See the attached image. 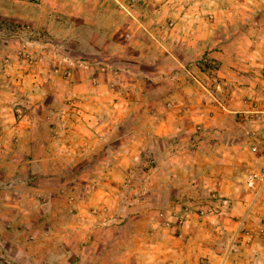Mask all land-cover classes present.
I'll return each mask as SVG.
<instances>
[{
  "label": "rangeland",
  "instance_id": "374dc122",
  "mask_svg": "<svg viewBox=\"0 0 264 264\" xmlns=\"http://www.w3.org/2000/svg\"><path fill=\"white\" fill-rule=\"evenodd\" d=\"M43 3L0 0V138L13 146L0 177L17 169L37 233L71 238L80 213L95 226L78 249L93 240L108 264H264V189L237 211V122L256 156L239 158L240 184L264 154V7ZM85 24L102 49L85 54ZM239 214L251 223L237 228ZM76 253L67 264H89Z\"/></svg>",
  "mask_w": 264,
  "mask_h": 264
},
{
  "label": "clouds",
  "instance_id": "9594fccd",
  "mask_svg": "<svg viewBox=\"0 0 264 264\" xmlns=\"http://www.w3.org/2000/svg\"><path fill=\"white\" fill-rule=\"evenodd\" d=\"M56 2L57 0H44V3L40 6V14H44L43 9L46 6L55 7ZM88 3H93V0H88ZM225 7L229 10L227 13L229 16H237V14L240 17L244 15L251 16L256 7H264V0H225ZM81 27L83 32L80 35V40L84 45L85 54L94 51L96 46L101 49L104 47L103 40L97 38L94 30H90L87 24ZM250 35L256 36L257 32L254 30ZM259 38L261 43L264 44V19L261 20L259 25ZM0 144H3V147H0V159H4L8 152L13 150V146L3 138H0ZM90 192L91 189L88 190L86 195ZM7 208L8 206L0 207V215H3ZM5 241H11L14 247L6 250L4 248ZM97 241H100L99 236ZM77 243L78 238L71 236L64 246L41 245L30 242L24 232H17L14 228L12 231L0 228V257H5L7 253V264H67V257L72 252L79 251ZM88 251L90 255L86 256L85 259L88 260L89 264H108L105 250L97 253L95 246H91ZM0 264H5V260L0 259Z\"/></svg>",
  "mask_w": 264,
  "mask_h": 264
},
{
  "label": "crops",
  "instance_id": "0c3cea01",
  "mask_svg": "<svg viewBox=\"0 0 264 264\" xmlns=\"http://www.w3.org/2000/svg\"><path fill=\"white\" fill-rule=\"evenodd\" d=\"M230 111V110H229ZM232 111V110H231ZM12 125V122H11ZM0 126H1V118H0ZM244 125H241V123L237 122V211L239 208H241L242 206H244V204H246V201L244 202V199L247 198L248 196H250V193L244 188L243 184H240V180L242 179V172H241V165L243 164L239 158L243 157L246 158H250L253 159L255 156V152L251 151V146L253 144H255L253 138L249 137V132L248 129H246V127H243ZM11 158V155L9 156ZM16 168L12 170L11 167H9L8 172L5 173L4 175L5 180L6 178H9V183L8 182H4V184H2V178L0 177V207L3 206H8L6 212L3 215H0V228L5 229L6 231H12L13 228L15 229V231L17 232H24L27 234V238L30 242H35L37 244H41V245H49L51 246V244H47V241L49 240V242H57V239H63L65 241H67V239L70 238V232L67 231H63L61 233H57L56 235L51 236V234L49 235H45L44 232H41L40 234L37 233V223L39 218H36L34 213H29L27 210H24L21 207V210H23L22 212H20L21 210H19V201H18V191H17V185H15L14 180H12V176L16 175ZM44 173L47 174V171L44 169ZM218 180H220L221 183H224L223 178L221 177L218 178ZM226 189L228 188L227 186L225 187ZM252 215L248 214H239L237 215V228L239 227V225H248L249 223H251V219ZM264 218V217H263ZM90 223L87 221V224L84 223L83 221V217L81 216V214H78V218L75 221L74 224V236L78 238V240H82L80 238L84 239V236L86 237H91V232H87L86 229H88L87 226L90 227H94L95 223H93V219H89ZM108 219H106V223H108ZM264 223V222H263ZM217 227L215 228V231L217 233L221 232L220 226H219V221L216 222ZM86 228V229H84ZM214 229V228H213ZM93 230V229H92ZM237 236L241 235L239 230H237ZM262 237L264 239V233H262ZM88 240V239H87ZM93 240H91V243H79V253L78 254V258L81 261L82 259V255L81 252H85L86 250L89 249V247L94 246L93 245ZM14 247V245L11 243V241H5L4 242V248L10 249ZM7 256V253H6ZM6 256L5 257H0V259H4L5 260V264H7V260H6Z\"/></svg>",
  "mask_w": 264,
  "mask_h": 264
},
{
  "label": "built area",
  "instance_id": "2783aa9c",
  "mask_svg": "<svg viewBox=\"0 0 264 264\" xmlns=\"http://www.w3.org/2000/svg\"><path fill=\"white\" fill-rule=\"evenodd\" d=\"M264 118V111H263ZM256 149V147H253ZM244 188L252 194V201L257 199L264 189V154L262 156V163L253 170H251L245 178ZM252 204V202L250 203Z\"/></svg>",
  "mask_w": 264,
  "mask_h": 264
}]
</instances>
